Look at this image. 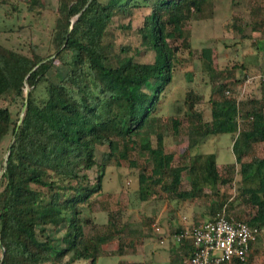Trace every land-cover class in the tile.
<instances>
[{"label":"trees","instance_id":"16d2710c","mask_svg":"<svg viewBox=\"0 0 264 264\" xmlns=\"http://www.w3.org/2000/svg\"><path fill=\"white\" fill-rule=\"evenodd\" d=\"M24 3L32 13L45 8L42 0ZM0 6H7L9 17L22 11L18 0H0ZM139 8L143 20L135 27L136 42L117 45V30L134 28ZM214 10L215 0H58L48 44L41 46L30 37L24 48L0 40V264H97L101 256L124 257L125 227L119 226L116 212L109 211L100 225L90 208L103 188V172L92 182L86 171L95 165L105 170L113 157L130 159L133 135L152 161L150 167L139 168L141 200L154 197L158 206L171 194L189 201L208 194L210 219L224 207L235 217L228 212L230 196L222 186L237 172L235 199L254 211L249 218H236L264 227V156L257 153V145L264 142V81L261 100L252 96L250 108L223 89L211 98L208 118L197 106L200 95L193 89L186 93L190 134L203 141L227 132L234 139L236 162L228 163V176L219 170L216 152L203 160L198 153L190 165L175 163V153L162 144L167 124L162 126L160 105L183 62L182 50L193 52L187 24L211 18ZM233 25L242 30L236 18ZM57 63L63 71H53ZM238 66L246 68L244 63ZM235 69L229 73L240 84L243 79ZM171 118L177 134L182 120ZM102 145L109 149L98 159ZM186 169L190 188L183 186ZM56 217L55 225L64 229L61 241L52 234L40 239L39 227ZM155 227L161 229L160 224ZM185 227L171 234L177 239ZM187 239L192 240L177 241ZM194 250L193 243L189 257ZM174 260L180 263L179 257Z\"/></svg>","mask_w":264,"mask_h":264},{"label":"rangeland","instance_id":"374dc122","mask_svg":"<svg viewBox=\"0 0 264 264\" xmlns=\"http://www.w3.org/2000/svg\"><path fill=\"white\" fill-rule=\"evenodd\" d=\"M18 1L22 11L15 12L11 17L6 15L7 6H0V27L2 29L0 40L10 45H22L26 48L27 40L31 37L41 46H45L48 44L58 0H42L45 8L40 13L29 11L24 3L26 0ZM235 18L237 23L242 26V30L234 27ZM129 19L128 17L123 20L128 22ZM142 20V11L139 8L132 20L134 28L117 30L116 44H134L137 37L135 27L139 26ZM187 27L192 31L193 52H189L187 49L182 50L183 62L179 63V70L173 82L168 86L166 98L160 105L158 113L162 126L164 122L167 124L165 143L162 144L168 151L175 153V163L190 165L196 154H203L201 158L203 160L207 153L216 152L219 170L223 176H228L230 173L228 163L236 162V155L232 147L234 139L227 132L208 136L203 141H199L200 135L190 134L185 96L190 89L198 93L200 98L197 106L204 110L207 118L210 117L211 98L218 97L220 93H223V89L226 90L228 87L231 88L232 95H239L242 102L244 101L242 107H251L252 96L258 95V100H261L260 85L262 82L258 78L253 82H248L247 79L251 75H258L264 71L262 68L264 66V0H215V10L211 18L193 20L187 24ZM242 63L246 65V70L241 71L238 66ZM233 66L236 68L234 74L243 79L240 84L234 83V75L229 73V69ZM63 69L60 63H57L53 71H63ZM222 81H226L227 86H221ZM172 115L179 116L182 120L177 134L174 131ZM240 122L243 126L245 122L243 115L240 116ZM153 139L156 144L158 140L155 133ZM139 145L140 138L133 135L130 159L118 161L113 157L105 170L101 166L95 165L86 171L92 182H95L96 177L103 172V188L90 206L92 215L101 225L107 221L109 211L116 212L117 222L120 227H125L123 232L126 235L127 252L125 256L121 259L118 256H101L98 258L97 264H139V262L152 264L156 261V264H163L164 257L160 251L157 256L152 255V250L155 244L162 245L160 239L165 236L161 229L166 226L168 216L162 215V212L166 209L165 204L168 201L164 200L162 205L157 206L154 197L147 201L139 198V168L143 165L149 167L152 165V161L148 160V153L143 152ZM108 149L109 147L106 145L99 146L97 149L98 159H102L103 152ZM257 153L264 156V142L257 145ZM0 154H2L0 155L1 159L4 152ZM131 160H135L137 164L132 165ZM236 166L239 168V163ZM1 168L0 161V173ZM234 176L235 179L222 186L223 191L230 196V200L227 202L228 212L235 217L241 214L244 218H249L254 208L246 205L239 198L235 199L238 173L236 172ZM183 186L184 188L191 187L190 173L187 169L183 173ZM210 190L208 188L207 192L210 193ZM208 196L210 195L207 194V197L200 195L198 201L203 203L206 201L209 204ZM168 197L171 201L178 199L173 194ZM172 204L174 205V201ZM167 207L169 208L171 205L168 204ZM194 207H196L194 210H202L197 204ZM152 217L153 220H151ZM211 217L212 215L209 213L208 216L198 218L204 220ZM57 220H59L58 217L48 226L39 227L40 239L44 238L46 234H52L57 243L61 241L64 229L55 225ZM156 223L160 224L161 229L154 228ZM173 230H175L174 226L170 228V232ZM172 237L173 239L169 235L167 236L176 242L175 236ZM156 256L157 260H155ZM73 264H87V262L78 260ZM245 264H264V227L248 262Z\"/></svg>","mask_w":264,"mask_h":264},{"label":"built area","instance_id":"2783aa9c","mask_svg":"<svg viewBox=\"0 0 264 264\" xmlns=\"http://www.w3.org/2000/svg\"><path fill=\"white\" fill-rule=\"evenodd\" d=\"M257 78L264 81V72L249 76L247 81L253 82ZM226 93L232 91L226 89ZM261 232L259 226L251 225L245 219L229 217L224 207L213 219L186 226L176 237L178 240L191 238L195 244L189 264H241L246 263Z\"/></svg>","mask_w":264,"mask_h":264},{"label":"crops","instance_id":"0c3cea01","mask_svg":"<svg viewBox=\"0 0 264 264\" xmlns=\"http://www.w3.org/2000/svg\"><path fill=\"white\" fill-rule=\"evenodd\" d=\"M198 198H195L192 201L189 200H179V199H172V201H174V205L172 204V201L169 200V198L166 200V209L162 212V215H167V224L165 227H162V233H164V237L161 238L160 243L162 244L157 245L155 244V247L152 250V255H159L161 253V255H163V264H177V263H173L174 260V256L177 258L179 257L180 259V263L178 264H189V252H191L192 248H193V243L192 240L187 239V240H183V241H174V240H170L169 238H167V236L169 235L170 238L173 239V234H171L170 232V228L172 226H174L175 228L178 227H185V226H189V225H193L194 223H198L202 220H199L198 217L202 218L204 216H208L209 212H207V202L205 201L203 202H199ZM171 201V202H170ZM169 205H171V207H167ZM197 204L198 207L202 208L201 211H197L194 210V205ZM210 219V218H209ZM169 224V225H168ZM159 246V247H158ZM156 248V250H155ZM160 251V253H159ZM145 255V254H143ZM157 256L155 258V260H157ZM182 258V259H181ZM156 262L152 263V264H156Z\"/></svg>","mask_w":264,"mask_h":264},{"label":"water","instance_id":"95a60500","mask_svg":"<svg viewBox=\"0 0 264 264\" xmlns=\"http://www.w3.org/2000/svg\"><path fill=\"white\" fill-rule=\"evenodd\" d=\"M29 93V89L27 90V94ZM0 244H1V246H3V243H2V241H0Z\"/></svg>","mask_w":264,"mask_h":264}]
</instances>
